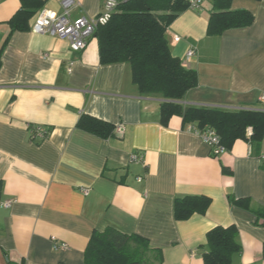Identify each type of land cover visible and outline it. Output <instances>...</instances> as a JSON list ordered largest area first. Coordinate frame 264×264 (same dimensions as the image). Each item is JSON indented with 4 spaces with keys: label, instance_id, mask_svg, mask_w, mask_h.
I'll use <instances>...</instances> for the list:
<instances>
[{
    "label": "crops",
    "instance_id": "0c3cea01",
    "mask_svg": "<svg viewBox=\"0 0 264 264\" xmlns=\"http://www.w3.org/2000/svg\"><path fill=\"white\" fill-rule=\"evenodd\" d=\"M42 1L61 10V0ZM75 1L73 18L94 17L102 5ZM19 6L0 0V264H83L92 231L107 226L146 238L161 249V264H203L206 232L230 224L241 246L232 264H264V225L228 200L264 208V138L256 148L236 139L214 154L179 115L159 121L166 99L140 94L127 63L100 64L95 37L75 52L63 38L9 33ZM230 8L250 11L251 25L207 35L211 0H204L167 27L172 55L197 73L183 105L264 110V0H231ZM190 48L195 54L184 61ZM81 114L123 130L101 138L75 126ZM29 126L48 130L47 138L31 141ZM185 195L211 203L177 221L173 201ZM55 240L66 246L53 249Z\"/></svg>",
    "mask_w": 264,
    "mask_h": 264
},
{
    "label": "trees",
    "instance_id": "16d2710c",
    "mask_svg": "<svg viewBox=\"0 0 264 264\" xmlns=\"http://www.w3.org/2000/svg\"><path fill=\"white\" fill-rule=\"evenodd\" d=\"M117 5L109 17L100 22L93 37L98 44L102 65L127 63L130 79L140 94H156L166 99L159 107V121L167 124L179 115L183 124L197 129L212 128L220 143L228 150L236 139L248 140L255 148L264 138V110L254 108L227 109L183 105L180 101L197 85V73L185 68L173 56L166 30L177 15L188 8L186 0H115ZM103 2V0H102ZM231 0H211L206 34L220 35L230 28L246 27L254 20L246 9H231ZM20 6L7 21L9 33L26 31L30 20L43 7L42 0H19ZM75 126L101 138L115 135V126L88 114H81ZM251 129L249 136L247 128ZM229 202L248 210L255 224L264 225V208L252 209L248 199L228 197ZM211 199L204 195L174 198L173 217L177 221L191 215L204 214ZM234 224L216 225L206 232L203 264H232L241 249ZM264 260V244L262 248ZM162 251L151 247L146 238L123 233L111 226L93 230L83 251V264H161Z\"/></svg>",
    "mask_w": 264,
    "mask_h": 264
},
{
    "label": "built area",
    "instance_id": "2783aa9c",
    "mask_svg": "<svg viewBox=\"0 0 264 264\" xmlns=\"http://www.w3.org/2000/svg\"><path fill=\"white\" fill-rule=\"evenodd\" d=\"M188 8L197 9L201 6L204 0H186ZM77 5L75 0H61L59 12L48 8H40L33 17V21L29 30L39 34H49L59 38L66 39L72 51H80L85 48L87 41L93 37L96 26L100 22H104L112 11H114L117 3L115 0H103L99 13L94 17L81 15L76 18L71 16L73 8ZM176 40L178 38H175ZM195 54V49L190 48L185 53L184 61L189 60ZM72 62H69L67 70L71 71ZM264 100V95L260 97ZM186 129L197 134L203 142L209 145L214 154H219L225 150L220 143L219 135L212 128L205 127L197 129L191 124L186 125ZM30 140L33 142H41L45 140L49 134L48 130L41 126H29ZM123 125L119 124L115 127V132H122ZM251 129L248 127L246 135L249 136ZM131 161H141L142 157L137 154H131ZM84 193L88 192V188H82ZM13 202L12 199H7L2 202L3 207H9ZM65 243L53 242V249L64 248Z\"/></svg>",
    "mask_w": 264,
    "mask_h": 264
}]
</instances>
